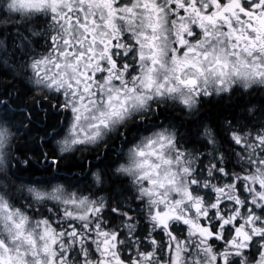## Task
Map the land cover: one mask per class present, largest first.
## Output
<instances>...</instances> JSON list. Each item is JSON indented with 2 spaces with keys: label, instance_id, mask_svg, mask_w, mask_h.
<instances>
[{
  "label": "snow or ice",
  "instance_id": "obj_1",
  "mask_svg": "<svg viewBox=\"0 0 264 264\" xmlns=\"http://www.w3.org/2000/svg\"><path fill=\"white\" fill-rule=\"evenodd\" d=\"M0 264H264V0H0Z\"/></svg>",
  "mask_w": 264,
  "mask_h": 264
},
{
  "label": "trees",
  "instance_id": "obj_2",
  "mask_svg": "<svg viewBox=\"0 0 264 264\" xmlns=\"http://www.w3.org/2000/svg\"><path fill=\"white\" fill-rule=\"evenodd\" d=\"M217 100H210L204 105L207 111V115L213 119L215 118V115L219 112V110L224 107V105L227 103L226 101H221L220 103H217ZM39 176L40 174L38 173L37 177L39 178Z\"/></svg>",
  "mask_w": 264,
  "mask_h": 264
},
{
  "label": "flooded vegetation",
  "instance_id": "obj_3",
  "mask_svg": "<svg viewBox=\"0 0 264 264\" xmlns=\"http://www.w3.org/2000/svg\"><path fill=\"white\" fill-rule=\"evenodd\" d=\"M217 99H218V98H215V97H214V98H212L211 100H217Z\"/></svg>",
  "mask_w": 264,
  "mask_h": 264
}]
</instances>
